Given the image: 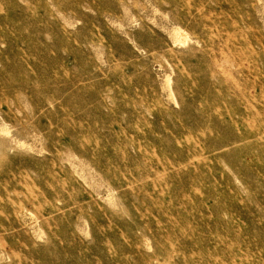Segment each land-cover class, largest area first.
Segmentation results:
<instances>
[{
  "label": "rangeland",
  "instance_id": "obj_1",
  "mask_svg": "<svg viewBox=\"0 0 264 264\" xmlns=\"http://www.w3.org/2000/svg\"><path fill=\"white\" fill-rule=\"evenodd\" d=\"M0 264H264V0H0Z\"/></svg>",
  "mask_w": 264,
  "mask_h": 264
},
{
  "label": "bare ground",
  "instance_id": "obj_2",
  "mask_svg": "<svg viewBox=\"0 0 264 264\" xmlns=\"http://www.w3.org/2000/svg\"><path fill=\"white\" fill-rule=\"evenodd\" d=\"M27 247V246H26Z\"/></svg>",
  "mask_w": 264,
  "mask_h": 264
}]
</instances>
